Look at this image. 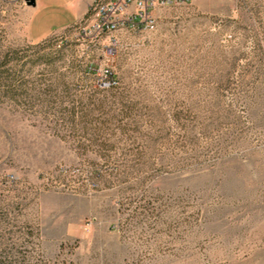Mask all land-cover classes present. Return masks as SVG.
Listing matches in <instances>:
<instances>
[{
	"label": "rangeland",
	"instance_id": "rangeland-1",
	"mask_svg": "<svg viewBox=\"0 0 264 264\" xmlns=\"http://www.w3.org/2000/svg\"><path fill=\"white\" fill-rule=\"evenodd\" d=\"M31 9L0 0V257L264 264V0L38 40Z\"/></svg>",
	"mask_w": 264,
	"mask_h": 264
},
{
	"label": "built area",
	"instance_id": "built-area-1",
	"mask_svg": "<svg viewBox=\"0 0 264 264\" xmlns=\"http://www.w3.org/2000/svg\"><path fill=\"white\" fill-rule=\"evenodd\" d=\"M192 0H93L83 18L88 28L95 34L133 30L143 26V31H151L156 26V11L170 5H185Z\"/></svg>",
	"mask_w": 264,
	"mask_h": 264
},
{
	"label": "crops",
	"instance_id": "crops-1",
	"mask_svg": "<svg viewBox=\"0 0 264 264\" xmlns=\"http://www.w3.org/2000/svg\"><path fill=\"white\" fill-rule=\"evenodd\" d=\"M93 0H35L28 20L29 36L38 40L81 21Z\"/></svg>",
	"mask_w": 264,
	"mask_h": 264
},
{
	"label": "trees",
	"instance_id": "trees-1",
	"mask_svg": "<svg viewBox=\"0 0 264 264\" xmlns=\"http://www.w3.org/2000/svg\"><path fill=\"white\" fill-rule=\"evenodd\" d=\"M50 54H52V51L40 54L36 57V60H39L40 62L41 61L48 62L51 59ZM8 257H9L8 254L2 255L0 257V264H28V261H29V257H27L26 255H23V254L20 256L10 258V259H8Z\"/></svg>",
	"mask_w": 264,
	"mask_h": 264
},
{
	"label": "water",
	"instance_id": "water-1",
	"mask_svg": "<svg viewBox=\"0 0 264 264\" xmlns=\"http://www.w3.org/2000/svg\"><path fill=\"white\" fill-rule=\"evenodd\" d=\"M26 4L33 6L35 4V0H26Z\"/></svg>",
	"mask_w": 264,
	"mask_h": 264
},
{
	"label": "bare ground",
	"instance_id": "bare-ground-1",
	"mask_svg": "<svg viewBox=\"0 0 264 264\" xmlns=\"http://www.w3.org/2000/svg\"><path fill=\"white\" fill-rule=\"evenodd\" d=\"M157 22V21H156ZM137 28H139V29H143V26H136Z\"/></svg>",
	"mask_w": 264,
	"mask_h": 264
}]
</instances>
